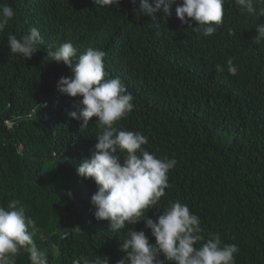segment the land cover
<instances>
[{"label":"trees","instance_id":"trees-1","mask_svg":"<svg viewBox=\"0 0 264 264\" xmlns=\"http://www.w3.org/2000/svg\"><path fill=\"white\" fill-rule=\"evenodd\" d=\"M181 2L153 20L140 0L103 8L93 0H0L15 12L0 32V206L20 201L48 264L80 257L118 264L129 230L155 243L146 221L112 231L94 216L98 186L77 168L94 154L102 129L97 117L82 129L69 116L82 97L61 94L57 82L71 71L45 60L65 42L77 56L89 47L105 52L106 78L119 77L134 97L119 125L145 135L150 153L177 161L164 196L145 215L156 220L180 201L200 218L205 240L219 233L222 244L238 246L235 264H264V40L254 39L264 4L254 2L249 14L225 0L223 24L204 37L177 17ZM32 27L43 38L38 52L29 60L12 54L8 35L20 38ZM228 59L236 75L227 72ZM15 264H31L28 253L21 250Z\"/></svg>","mask_w":264,"mask_h":264},{"label":"clouds","instance_id":"clouds-1","mask_svg":"<svg viewBox=\"0 0 264 264\" xmlns=\"http://www.w3.org/2000/svg\"><path fill=\"white\" fill-rule=\"evenodd\" d=\"M112 2L93 0V4L101 8ZM254 2L264 4V0H234L241 12L249 14L256 12ZM176 3L177 0H154L153 3L140 0V11L155 20L161 9L170 16L171 5ZM224 3L225 0H182L176 7V15L188 29L208 37L223 24ZM14 15L11 6L0 5V32ZM259 15L264 16V7L259 9ZM257 32L254 39L259 43L264 40V24L257 25ZM7 41L12 54L29 60L38 52L43 38L39 30L32 27L20 38L9 34ZM105 55L103 50L89 47L77 56L73 44L65 42L54 51L47 50L45 60L63 63L71 71L70 76L61 77L57 82L61 94L82 97L74 104L75 110L69 112V116L82 121V129L97 117V125L102 129L97 135L94 154L83 159L77 168V175L93 179L98 186L92 196L95 218L108 221L112 231L143 220L155 238L153 244L145 231L129 230L121 247L126 256L118 264H165V261L168 264H235L238 246L222 244L219 233H213L205 240L200 218L187 204L170 202L156 220L145 215V211L157 205L164 196L169 187L168 173L177 161L150 153L143 147L148 143L145 135L119 125L118 122L132 112L134 97L119 77L106 78ZM215 68L218 72L225 71L221 65ZM226 69L231 75L238 71L232 59L227 60ZM29 229H35V221L26 216L19 200H12L7 207L0 206V264H15V257L21 250L28 253L31 264H48L45 253L34 242V231ZM161 254L165 259H160ZM81 261L83 264H109L107 258L84 257L74 259L72 264H81Z\"/></svg>","mask_w":264,"mask_h":264},{"label":"rangeland","instance_id":"rangeland-1","mask_svg":"<svg viewBox=\"0 0 264 264\" xmlns=\"http://www.w3.org/2000/svg\"><path fill=\"white\" fill-rule=\"evenodd\" d=\"M9 125H11V123H9Z\"/></svg>","mask_w":264,"mask_h":264}]
</instances>
